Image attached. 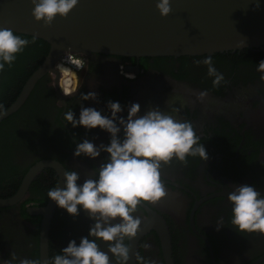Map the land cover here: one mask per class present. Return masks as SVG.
I'll use <instances>...</instances> for the list:
<instances>
[{"label":"flooded vegetation","instance_id":"1","mask_svg":"<svg viewBox=\"0 0 264 264\" xmlns=\"http://www.w3.org/2000/svg\"><path fill=\"white\" fill-rule=\"evenodd\" d=\"M43 57L39 63V59L30 60L31 75L47 54ZM204 57H84L85 67L78 74L80 88L63 100L58 98L57 93L61 92L49 73L43 76L22 107L0 122V199L14 196L28 171L41 161L51 160L65 170H75L81 180L103 162L104 153L96 160L73 157L76 143L83 139L96 145L107 144L109 139L99 129L86 132L63 121V113L69 108L78 117L80 92H95L96 101H85L84 107L105 114L108 101L119 102L125 109L138 103L141 114L149 108L162 111L175 108L178 119L191 122L208 159L202 162L198 157H189L186 164L173 160L164 165L160 178L166 197L154 205L138 206L134 215L144 220L148 211H152L165 220L173 264H264V236L237 234L231 228L226 200L235 184L253 186L264 195V82L255 71L256 64L264 60V48L212 55L215 67L226 81L215 88L206 74V66L193 63ZM15 67L8 97L0 100L3 107L8 104L5 110L17 101L31 76L21 83L20 64ZM121 68L135 78L127 79ZM13 70L8 69L10 72L0 80L7 79ZM203 90H207L208 96L198 101L197 93ZM122 115H126V110ZM59 181L55 169L45 168L30 185L25 201L0 206V264H19L24 258L40 264L43 217L30 211L48 206L47 191ZM220 218L223 227L217 231ZM92 224L83 212L72 217L56 207L49 230L50 259L70 240L78 244L81 237L88 235ZM97 243L107 251V242ZM125 243L129 246L130 240ZM145 243L150 248L145 249ZM138 244L136 254L144 260L167 264L155 231ZM111 264L119 262L112 258ZM136 264L143 261L136 259Z\"/></svg>","mask_w":264,"mask_h":264},{"label":"clouds","instance_id":"2","mask_svg":"<svg viewBox=\"0 0 264 264\" xmlns=\"http://www.w3.org/2000/svg\"><path fill=\"white\" fill-rule=\"evenodd\" d=\"M30 3L33 19L50 26L55 18L67 17L78 0H30ZM170 4L171 0H157L155 6L162 18L170 14ZM30 42L12 29L0 27V72L6 66L11 68ZM84 56L83 52L66 49L53 66L54 70L49 71L54 86L64 97L72 96L80 88L78 73L85 67ZM193 63L206 66L214 88L226 84L211 56ZM255 71L264 82V60L256 64ZM121 74L127 79L135 78L133 74L124 73L123 68ZM79 96L78 117L69 108L63 113V121L72 128L82 127L86 132L99 129L109 139L107 144L100 145L86 138L76 143L74 158L83 156L96 160L104 153L103 162L83 180L77 171L65 170L63 187L57 184L47 191V198L69 216L76 217L83 212L93 221L87 236L81 237L78 244L70 240L48 264H111L112 258L126 264L129 246L125 241L137 235L142 222L140 216L134 215L138 206L154 205L167 195L160 178L162 167L173 160L186 164L189 157L205 162L208 155L191 122L178 119L175 108L170 111L149 108L141 114L138 103H131L125 109L119 102L108 101L105 114L96 108L84 107L83 102L96 101L95 92H80ZM207 96V90L200 91L197 100L204 101ZM125 110L126 115H122ZM3 112L0 104V115ZM226 200L230 206L231 228L237 234L264 236V195L253 186L235 184ZM222 225L223 218H220L217 231ZM97 241L107 242V251L102 250ZM143 247L148 249L150 245L145 243ZM136 259L143 264H155L154 260H144L138 254ZM19 264H37V261L24 258Z\"/></svg>","mask_w":264,"mask_h":264},{"label":"water","instance_id":"3","mask_svg":"<svg viewBox=\"0 0 264 264\" xmlns=\"http://www.w3.org/2000/svg\"><path fill=\"white\" fill-rule=\"evenodd\" d=\"M156 3L157 0H78L67 17H57L45 26L31 16L30 0H0V27L49 46L47 57L27 80L17 101L0 115V122L22 107L36 83L54 70L66 49L83 52L84 57L181 58L264 48V0H171V11L165 18L159 15ZM56 75L58 81L59 74ZM57 96L66 98L59 92ZM45 168L58 172L59 186L63 187V166L44 160L28 171L14 196L0 199V206L25 201L30 185ZM55 209L50 200L47 207L30 211L43 217L40 264L50 260L49 230ZM151 231L160 238L167 264H173L167 224L152 211H148L137 235L130 240L127 264H136L138 242Z\"/></svg>","mask_w":264,"mask_h":264},{"label":"trees","instance_id":"4","mask_svg":"<svg viewBox=\"0 0 264 264\" xmlns=\"http://www.w3.org/2000/svg\"><path fill=\"white\" fill-rule=\"evenodd\" d=\"M21 36L23 38L28 39L31 42L24 49L23 53H21L17 56L16 61L13 63V65L11 67V68H14L12 74L7 79L0 80V100H4L8 97L9 90L11 89V86L14 83L13 78L16 74L15 65L20 64V69L18 70V73L20 71H22L23 73L21 75V79H18V80L21 81V83H24L26 81V78L29 77L33 71V69L31 67H29L30 60H33V59L38 60L39 58L45 56L49 50V46L45 42H43L41 40H36V39L29 37V36H26V35H21ZM43 58H41V59H43ZM41 59H39L37 61V63H39V61H42ZM8 69H10V68H8L6 66L5 70L3 72H0V74L3 75V76H0V79L2 77H4V74L6 72H10V71H7ZM7 106H8V104H6V106L4 107V110ZM8 120H10V118ZM0 126H1V124H0Z\"/></svg>","mask_w":264,"mask_h":264},{"label":"built area","instance_id":"5","mask_svg":"<svg viewBox=\"0 0 264 264\" xmlns=\"http://www.w3.org/2000/svg\"><path fill=\"white\" fill-rule=\"evenodd\" d=\"M81 71V70H80Z\"/></svg>","mask_w":264,"mask_h":264}]
</instances>
